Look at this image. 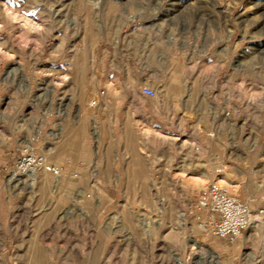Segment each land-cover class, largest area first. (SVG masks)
<instances>
[{
  "label": "rangeland",
  "instance_id": "1",
  "mask_svg": "<svg viewBox=\"0 0 264 264\" xmlns=\"http://www.w3.org/2000/svg\"><path fill=\"white\" fill-rule=\"evenodd\" d=\"M148 9L164 25L184 16L193 31L220 33L221 77L242 73L248 110L242 137L263 182L264 0H0V264H264V217L233 246L199 225L208 213L199 199L213 180L190 175L200 174L208 154L228 140L220 131L228 120L204 135L99 129L106 110L92 100L101 90H140L93 84L82 67L90 62L92 33L107 13L134 17ZM211 57L213 65L219 62L218 54ZM26 142L50 162L68 155L93 163V172L122 169L142 180L88 176L71 195L38 170L30 189L11 175ZM211 162L215 170L212 156ZM106 192L115 197L108 208L100 203Z\"/></svg>",
  "mask_w": 264,
  "mask_h": 264
},
{
  "label": "crops",
  "instance_id": "2",
  "mask_svg": "<svg viewBox=\"0 0 264 264\" xmlns=\"http://www.w3.org/2000/svg\"><path fill=\"white\" fill-rule=\"evenodd\" d=\"M153 11L148 9L134 17L121 12L107 13L97 25L96 35L92 33L88 43L90 62L82 67L90 70L93 84L139 87L140 90L138 93H108L101 96L99 108L106 110V116H101L100 131L109 134L154 131L204 135L218 128V120H228L229 126L220 129L228 140L218 150L214 149L208 154L206 163L201 165L200 174L190 177L200 182L209 179L221 181L229 192L248 202L253 210L257 209L264 200V176L260 183L257 179L259 170L254 165L256 157L247 152L248 148L243 142L245 107L241 71H235L231 77H221L226 60L221 57L222 39L217 30L211 32L201 26L197 32L193 31L184 16L170 19L164 25ZM211 53L218 54L219 62L215 65ZM144 86L155 89L164 86L166 90L150 97L142 92ZM250 102L252 110L256 101L252 97ZM81 126L80 123L76 124L77 128ZM231 138L233 141H229ZM211 156L216 159V164L223 163L222 175L215 174L211 167ZM83 161L68 155L60 159L52 158L51 162L61 167V174L56 176L44 171L43 178L60 181V185H64L71 195L88 176L113 182L142 180L137 176L131 178V174L122 169L93 172L89 169L93 163ZM110 166L116 167L118 164L112 163ZM102 195L100 203L106 208L114 203L115 197L109 192ZM69 198L71 200L73 197ZM93 217L97 224L102 221L99 213ZM239 241L232 242V246ZM232 246L222 248L223 254Z\"/></svg>",
  "mask_w": 264,
  "mask_h": 264
},
{
  "label": "built area",
  "instance_id": "3",
  "mask_svg": "<svg viewBox=\"0 0 264 264\" xmlns=\"http://www.w3.org/2000/svg\"><path fill=\"white\" fill-rule=\"evenodd\" d=\"M142 92L150 97L158 95L157 90L152 86L142 87ZM104 90L92 100L96 105L100 102ZM17 158L12 165V179L29 178L38 170L53 173L56 176L61 174V167L47 160V157L38 152L31 143H23L18 147ZM216 175H222L224 165L219 164L214 170ZM201 208L207 210V217L199 222L200 226L209 225L212 233L220 239L231 242L241 238L244 232L261 222L264 217V202L257 209L253 210L250 204L241 197L233 195L228 188L217 180L209 182L202 190L199 199ZM212 264H223L220 260Z\"/></svg>",
  "mask_w": 264,
  "mask_h": 264
},
{
  "label": "bare ground",
  "instance_id": "4",
  "mask_svg": "<svg viewBox=\"0 0 264 264\" xmlns=\"http://www.w3.org/2000/svg\"><path fill=\"white\" fill-rule=\"evenodd\" d=\"M259 11V9L257 8L255 11H253V13H256V12H258ZM259 22V21H258ZM262 22V21H261ZM258 25V24H257ZM263 25V24H262ZM16 183V182H15ZM19 183H23L24 185H28V187L30 188V189H32V188H34V184H35V175L34 174H32V175H30V177L28 178V179H26V181H21V179L20 178H18V180H17V183L16 184H19ZM214 256V255H213Z\"/></svg>",
  "mask_w": 264,
  "mask_h": 264
}]
</instances>
